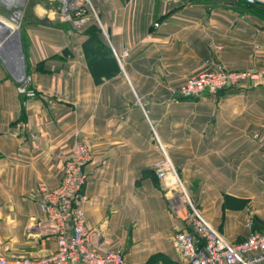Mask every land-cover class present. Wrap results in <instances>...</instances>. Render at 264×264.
<instances>
[{"label": "crops", "instance_id": "crops-1", "mask_svg": "<svg viewBox=\"0 0 264 264\" xmlns=\"http://www.w3.org/2000/svg\"><path fill=\"white\" fill-rule=\"evenodd\" d=\"M51 1L0 0V22L14 31L0 54L16 61L9 68L0 57V253L55 251L36 187L59 184L78 143L91 152L82 192L86 225L99 232L92 242L119 250L127 264H183L173 238L184 223L151 168L162 157L228 242L264 233V150L251 138L264 132V78L179 95L206 69L264 67V9L232 0H90L88 24L76 30L56 19ZM92 27L102 47L90 44ZM19 46L33 98L16 79ZM85 46L91 58L104 49L114 61H88Z\"/></svg>", "mask_w": 264, "mask_h": 264}, {"label": "built area", "instance_id": "built-area-1", "mask_svg": "<svg viewBox=\"0 0 264 264\" xmlns=\"http://www.w3.org/2000/svg\"><path fill=\"white\" fill-rule=\"evenodd\" d=\"M182 1L190 4L197 0ZM232 1L264 9V0ZM51 4L56 19L71 24L76 30L84 27L91 17L90 0H52ZM262 78L264 67L259 71L235 72L206 69L187 78L179 87V95L183 99L197 98L205 92L215 93ZM19 83H25L26 98L35 96L29 75L24 74ZM251 138L264 150V132L254 133ZM90 160V148L84 143L75 144L63 164L59 184L55 187L37 184L38 208L55 240V251L43 258H8L0 254V264H127L119 250L103 252L92 242L99 232L86 225V196L82 192ZM151 168L159 181L170 186L172 212L184 223L185 228L173 238V247L183 264H264V233L250 231L242 242H228L191 204L167 157L153 162ZM247 226L251 228V223Z\"/></svg>", "mask_w": 264, "mask_h": 264}, {"label": "trees", "instance_id": "trees-1", "mask_svg": "<svg viewBox=\"0 0 264 264\" xmlns=\"http://www.w3.org/2000/svg\"><path fill=\"white\" fill-rule=\"evenodd\" d=\"M88 24V23H87ZM86 24V25H87ZM98 33H99V30H98V28L97 27H92V29L90 30V32H89V34H90V44H93V43H95V44H97V45H99L100 47H102L103 46V44L101 43V41L99 40V38H98ZM89 44V43H88ZM85 49H86V52H87V59H88V61H92V60H94V59H98L99 58V60L98 61H103L102 59H105V60H108L109 62L110 61H114V59L113 58H106L105 56H107L106 55V50H104V49H102L104 52H99V53H101V54H99V56L100 57H93V58H91V54H93V56H94V54L95 53H88V51H87V46H85ZM99 49V48H98ZM96 51V50H95ZM104 56V57H103ZM115 63V62H114ZM116 68L114 69L113 68V71H115L116 72ZM92 72L95 74L96 72L95 71H93L92 70ZM97 74V73H96ZM95 74V75H96ZM97 76V75H96Z\"/></svg>", "mask_w": 264, "mask_h": 264}, {"label": "water", "instance_id": "water-1", "mask_svg": "<svg viewBox=\"0 0 264 264\" xmlns=\"http://www.w3.org/2000/svg\"><path fill=\"white\" fill-rule=\"evenodd\" d=\"M1 24L3 25V23L0 22V25H1ZM3 28H5V29L2 30V33L4 34V33H6L8 27H7L6 25H3ZM0 38H1V36H0ZM19 50H20V51H19V52H20L19 66H20V70H21V75L16 76V79H17L18 81L21 80V78H22V77L24 76V74H25V68H24V63H23V56H22V52H21L20 46H19ZM0 57L3 59L4 62L6 61L5 64H8L7 66H8L9 68H11L12 63H13V64L16 63V61H15L14 59L10 58L9 56H8V58H6V57H4V56H2V55L0 54ZM12 61H15V63L12 62ZM24 88H25V83H22L21 86H20L21 91H23Z\"/></svg>", "mask_w": 264, "mask_h": 264}, {"label": "bare ground", "instance_id": "bare-ground-1", "mask_svg": "<svg viewBox=\"0 0 264 264\" xmlns=\"http://www.w3.org/2000/svg\"><path fill=\"white\" fill-rule=\"evenodd\" d=\"M3 25H5V24H3ZM3 25L2 24L0 25V36H1V38H0V50H3L6 46L10 45L11 36L14 33V31L13 30L11 31V29L6 25L8 27V29H7L6 33L3 34L2 30L5 29V28H3Z\"/></svg>", "mask_w": 264, "mask_h": 264}, {"label": "rangeland", "instance_id": "rangeland-1", "mask_svg": "<svg viewBox=\"0 0 264 264\" xmlns=\"http://www.w3.org/2000/svg\"><path fill=\"white\" fill-rule=\"evenodd\" d=\"M9 22H10V20H9ZM18 27V26H17ZM19 38H20V36H19ZM19 45H20V40H19ZM189 199V198H188ZM190 201V200H189ZM1 254V253H0ZM3 255V254H2ZM5 256V255H4Z\"/></svg>", "mask_w": 264, "mask_h": 264}]
</instances>
